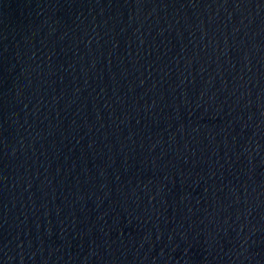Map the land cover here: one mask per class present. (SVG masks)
<instances>
[{
  "label": "water",
  "instance_id": "obj_1",
  "mask_svg": "<svg viewBox=\"0 0 264 264\" xmlns=\"http://www.w3.org/2000/svg\"><path fill=\"white\" fill-rule=\"evenodd\" d=\"M0 264H264V0H0Z\"/></svg>",
  "mask_w": 264,
  "mask_h": 264
}]
</instances>
